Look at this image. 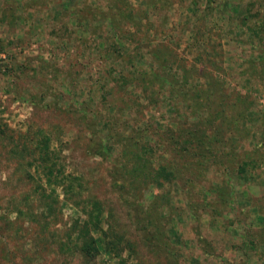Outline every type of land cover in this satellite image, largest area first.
I'll return each mask as SVG.
<instances>
[{
	"label": "rangeland",
	"instance_id": "1",
	"mask_svg": "<svg viewBox=\"0 0 264 264\" xmlns=\"http://www.w3.org/2000/svg\"><path fill=\"white\" fill-rule=\"evenodd\" d=\"M0 264H264V0H0Z\"/></svg>",
	"mask_w": 264,
	"mask_h": 264
},
{
	"label": "trees",
	"instance_id": "2",
	"mask_svg": "<svg viewBox=\"0 0 264 264\" xmlns=\"http://www.w3.org/2000/svg\"><path fill=\"white\" fill-rule=\"evenodd\" d=\"M49 153V152H48ZM47 153V154H48ZM42 156V157H41ZM39 158H40V160H42L43 158H47V155H46V153L45 154H41L40 156H39Z\"/></svg>",
	"mask_w": 264,
	"mask_h": 264
}]
</instances>
